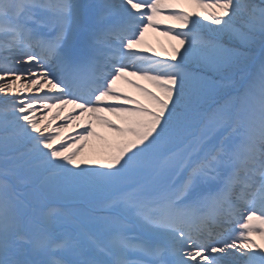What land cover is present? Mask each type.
<instances>
[{"label": "snow or ice", "instance_id": "obj_1", "mask_svg": "<svg viewBox=\"0 0 264 264\" xmlns=\"http://www.w3.org/2000/svg\"><path fill=\"white\" fill-rule=\"evenodd\" d=\"M0 264H264V0H0Z\"/></svg>", "mask_w": 264, "mask_h": 264}, {"label": "rangeland", "instance_id": "obj_2", "mask_svg": "<svg viewBox=\"0 0 264 264\" xmlns=\"http://www.w3.org/2000/svg\"><path fill=\"white\" fill-rule=\"evenodd\" d=\"M163 29V28H162ZM157 32L158 31H156V32H152V31H147L146 33H145V36H149L148 38H149V40L151 39V38H155V39H157L158 38V36H157ZM164 40L162 41V43H161V41L160 40H157L154 44H151L154 48H152V49H155L156 51H159V52H161L162 53V55H161V57L162 58H164V59H166L167 57L166 56H164L163 55V53L165 52V51H170V45H173V44H175L176 42L175 41H171L170 39H169V37H167V36H164ZM147 46H149L148 44H146ZM152 54V53H151ZM131 79H133V78H131ZM142 82H144V83H146L145 81H142ZM146 86H148V87H151L150 85H147L146 84ZM127 92V91H126ZM129 94H132V95H138V93H136L135 92V90L133 89V88H131L129 91Z\"/></svg>", "mask_w": 264, "mask_h": 264}, {"label": "bare ground", "instance_id": "obj_3", "mask_svg": "<svg viewBox=\"0 0 264 264\" xmlns=\"http://www.w3.org/2000/svg\"><path fill=\"white\" fill-rule=\"evenodd\" d=\"M195 9L192 8L191 6H189V11H194ZM157 36L158 38L157 39H165L164 38V35L162 33H157ZM145 40H147L145 38ZM156 40V39H155ZM117 86L121 88L122 91L126 92V91H129L131 89V86L125 84L123 81H119V84L117 83ZM72 106H68L69 109H71ZM65 111H68V109H66ZM114 118V117H113ZM84 121V118H81V120L77 121V122H82ZM76 122V123H77ZM54 124L55 123H59L58 121L56 122H53ZM83 126V124H81L79 126V128L77 129V131H79L81 129V127ZM76 127L75 126H70L69 128L65 129V132L62 134V135H69V134H72L73 133V130L75 129ZM97 130L99 131L100 129L97 128ZM257 242L259 243V239L257 238Z\"/></svg>", "mask_w": 264, "mask_h": 264}]
</instances>
